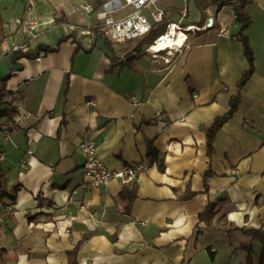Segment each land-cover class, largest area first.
<instances>
[{
  "label": "crops",
  "instance_id": "crops-1",
  "mask_svg": "<svg viewBox=\"0 0 264 264\" xmlns=\"http://www.w3.org/2000/svg\"><path fill=\"white\" fill-rule=\"evenodd\" d=\"M99 1L0 0L7 36L0 49L25 43L22 52L32 55L14 64L11 55L0 56V68L12 76L7 100L16 99L17 109L11 122H1L8 135L0 136V153L9 188L18 186L0 247L14 253L13 264H68L67 253L78 243L77 264H264V245L248 233H264V0L246 5L255 72L236 112L217 131L210 157L202 128L225 113L247 68L231 7L205 5L213 26L191 35L168 63L140 57L134 71L115 75L106 72L107 54L90 34L96 14L124 0ZM188 3L159 0L155 7L166 22H178L176 13L185 10L184 22L197 25L200 11L190 20ZM86 4L92 12L79 9ZM19 16L36 21L32 35L17 30ZM71 33L81 50L74 52L68 38L55 52H39ZM84 140L95 143L109 169L146 165L128 213L119 181L84 187ZM147 141L163 156V172L156 163L147 166ZM187 187L195 195L182 200ZM209 203L213 215L200 220Z\"/></svg>",
  "mask_w": 264,
  "mask_h": 264
},
{
  "label": "trees",
  "instance_id": "trees-1",
  "mask_svg": "<svg viewBox=\"0 0 264 264\" xmlns=\"http://www.w3.org/2000/svg\"><path fill=\"white\" fill-rule=\"evenodd\" d=\"M107 0H100L98 5L100 6ZM254 0H194V4L196 8L200 11V19L197 23V26H201L205 23V15L202 10L205 5H210L215 8L216 11L221 9L224 6H230L232 10V15L234 17V21L236 24L240 26L239 31L235 37V39L242 46V54L247 61V68L242 72L240 79L237 81L235 85V94L230 96L228 107L220 116H217L213 119L212 123L209 126L203 127L202 132L205 135V144L207 148V155L210 157L213 153V141L217 131L223 126L225 122H227L236 112L240 102H241V91L245 87V85L249 82L250 78L255 72V58L254 52L251 48L249 37L246 33L251 20L246 11V5L252 3ZM55 22L60 23L63 22V19H54ZM170 22L162 21L161 23L153 24L151 30L143 36L141 39L135 41V43H128V47L134 44L130 51L124 53L122 56L116 54L115 46L116 44L110 42L102 32V25L98 23L97 25L91 28V37L92 41H99L102 45V48L105 50L107 54V58L109 59V67L106 70L107 73L119 75L124 68H128L131 71H134L133 63L134 60L140 58L145 55V48L148 45H151L153 41L165 32L167 25ZM182 24L189 25L191 23H186L183 21ZM7 36L4 33L3 29V19L0 13V47L4 44ZM71 38L72 42L75 44L74 52L81 50L82 48L79 45L75 35L71 33L69 36L61 38L57 41L55 47H46L42 49L39 47V52H55L58 49L60 43L65 41V39ZM90 50V49H89ZM89 50H84L88 52ZM38 52V53H39ZM11 55V62H14L21 58H32V55L24 53L22 51L19 52H10L6 53ZM10 74L6 76L0 75V127L5 126L1 125L3 119L8 121H12L13 117L17 114V109L14 106V102L16 99L7 100V97L12 93L7 91L5 88L6 82L9 78ZM152 123V122H147ZM7 127V126H5ZM7 135H8V127H7ZM1 155V153H0ZM146 160L147 166H150L156 163V166L160 172L164 171V158L163 156H159V153L155 150L152 142L147 141L146 143ZM3 160H0V215L3 214L4 209L8 205H12L15 200V192L18 190V186H14L9 188L7 183V174L9 170L3 167ZM209 171L205 173L204 178L209 176ZM137 185L135 181L128 183L127 185H123L119 198L125 203L124 211L125 213L129 212L130 205L132 201L136 198ZM195 193L190 191V188L187 187L184 193L180 196L182 200H188L192 198ZM214 205L209 203L203 212L198 216L200 220H205L208 215H213ZM9 217V216H8ZM5 218L3 223H0V228L3 224L6 223ZM249 235L252 238H257L260 240L262 245H264V233L258 231H249ZM114 237V236H113ZM114 239V238H111ZM80 243L74 246V248L67 253V262L68 264H77L76 256L78 253ZM17 258L14 256V253H10L4 248L0 247V264H13L16 263Z\"/></svg>",
  "mask_w": 264,
  "mask_h": 264
},
{
  "label": "built area",
  "instance_id": "built-area-1",
  "mask_svg": "<svg viewBox=\"0 0 264 264\" xmlns=\"http://www.w3.org/2000/svg\"><path fill=\"white\" fill-rule=\"evenodd\" d=\"M157 1L159 0H124L123 4L115 10L98 12L96 14V19L102 25L104 37L119 46L128 43H135L136 40L141 39L151 30L153 24L161 23L163 21V11L155 7ZM125 8L130 9V13L125 17L117 20L111 16L113 11L123 10ZM147 8L154 9L150 12L149 17L144 14V10ZM79 9L87 13L93 11L92 6L89 4L82 5ZM185 18L186 11L182 10L180 20L178 22L169 23L165 32L162 35H159L151 45H148L145 48V53L155 59L158 57H164L165 61L168 63V57H174L176 53H180L186 48L189 40L188 33L195 35L198 32L211 28L214 24V17L209 18L210 22L209 20H206L201 26L182 24ZM14 24L17 30H20L24 35L30 36L33 34L36 21L28 16H19L15 18ZM68 30L73 32L75 31V28L69 25ZM180 33H182V39L179 43H176V39ZM221 33L224 34L226 31L221 30ZM165 38L172 39V45L166 43ZM159 43H161V45L163 44L162 47L158 46ZM26 46L27 44L25 43L23 44L13 41L10 43L9 49L8 47L0 49V56L10 52L24 51ZM156 47H160V49L156 50ZM40 54L43 55V53ZM2 134L7 136V128L5 126L0 127V136ZM79 147L83 155L81 177L85 182L84 187L86 185L91 187H105L111 180H117L122 185H127L128 183L135 181L139 172L146 166L142 163H134L121 170H112L109 169L99 158L96 145L93 141L84 140ZM0 160H3L2 154L0 155ZM13 208L12 205L5 207L3 214L0 215V223H3L6 217L14 213Z\"/></svg>",
  "mask_w": 264,
  "mask_h": 264
},
{
  "label": "rangeland",
  "instance_id": "rangeland-1",
  "mask_svg": "<svg viewBox=\"0 0 264 264\" xmlns=\"http://www.w3.org/2000/svg\"><path fill=\"white\" fill-rule=\"evenodd\" d=\"M176 2V1H175ZM167 3H168V0H167ZM180 3V1H178L177 2V4H179ZM188 10H189V16H190V20H193V19H195V18H197L198 16H199V13H198V11L196 10V6L194 5V3L192 2V1H190L189 0V3H188ZM125 11H127V10H125ZM148 12V11H147ZM123 13H124V11H123ZM181 16V13H179V12H177L176 13V15H175V17L176 18H179ZM185 22H186V20H185ZM188 35H189V37L191 36V34L190 33H188ZM132 48V45L130 46V47H128V45H121V46H119V45H116L115 46V51H116V54L117 55H119V56H121V55H123L124 53H126V52H128V51H130V49ZM147 54V53H146ZM143 55V56H141V58L145 61V60H148V58H149V54L148 55ZM2 57V56H1ZM168 58H170V57H168ZM7 62V61H6ZM3 66V63H1L0 62V67H2ZM1 69V68H0ZM2 70V72H3V74H8L7 73V71L5 70V67L4 68H2L1 69ZM11 77L12 76H10L9 77V80L11 79ZM7 128V127H6ZM2 136H4L3 134H2Z\"/></svg>",
  "mask_w": 264,
  "mask_h": 264
},
{
  "label": "bare ground",
  "instance_id": "bare-ground-1",
  "mask_svg": "<svg viewBox=\"0 0 264 264\" xmlns=\"http://www.w3.org/2000/svg\"><path fill=\"white\" fill-rule=\"evenodd\" d=\"M176 35V34H175ZM181 39H182V33H180L179 35H178V37H177V39H176V43H179L180 41H181ZM165 40H166V43H168L169 45H172V39H168V38H165ZM166 43H164V44H166ZM163 45V44H162ZM162 45H161V43H159V45L158 46H160V47H162ZM160 47L159 48H155L156 50H158V49H160Z\"/></svg>",
  "mask_w": 264,
  "mask_h": 264
},
{
  "label": "water",
  "instance_id": "water-1",
  "mask_svg": "<svg viewBox=\"0 0 264 264\" xmlns=\"http://www.w3.org/2000/svg\"><path fill=\"white\" fill-rule=\"evenodd\" d=\"M209 22H210V19H209Z\"/></svg>",
  "mask_w": 264,
  "mask_h": 264
}]
</instances>
